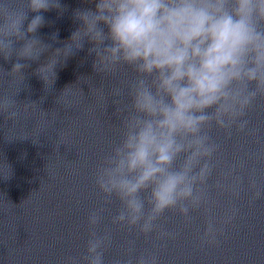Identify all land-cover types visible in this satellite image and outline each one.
I'll use <instances>...</instances> for the list:
<instances>
[{"label": "clouds", "instance_id": "clouds-1", "mask_svg": "<svg viewBox=\"0 0 264 264\" xmlns=\"http://www.w3.org/2000/svg\"><path fill=\"white\" fill-rule=\"evenodd\" d=\"M88 2L94 7L74 10L79 26L53 49L37 33L47 23L44 13L67 10L62 0H0V58H15L10 71L0 68L8 86L24 82L32 62L46 88L48 80L52 86L57 66L86 44L96 73L122 76L108 96L116 105L119 139L93 173L103 203L88 212L83 253L65 257L63 264H159L155 251L137 254L135 239L127 241L124 258L106 259L113 233L104 221L113 200L119 207L111 224L129 233L166 241L176 233L161 223L165 213L179 214L186 225L199 214L201 244L219 246L239 209L218 215V197H239L245 185L243 160L221 166L219 134L230 140L234 132L255 131L249 111L264 101V0ZM50 39L58 42V33ZM72 86L56 100L65 110L76 103L68 98ZM20 91L0 93V115L14 124L28 104L15 99ZM79 92L85 99L81 87ZM256 195L264 199V192Z\"/></svg>", "mask_w": 264, "mask_h": 264}]
</instances>
